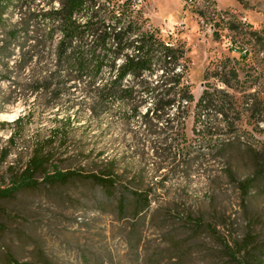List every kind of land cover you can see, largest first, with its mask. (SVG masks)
<instances>
[{
    "label": "rangeland",
    "instance_id": "374dc122",
    "mask_svg": "<svg viewBox=\"0 0 264 264\" xmlns=\"http://www.w3.org/2000/svg\"><path fill=\"white\" fill-rule=\"evenodd\" d=\"M139 1L163 37L171 32L184 41L194 99L205 71L207 82L230 93L233 128L221 138L233 142L217 150L214 138L193 132L190 114L184 129L188 152L179 150L180 135L170 136L175 144L169 152L156 153L147 144L135 150L131 136L139 117L124 124L103 114L95 122L68 112L67 149L62 147L46 170L56 166L76 174L53 185L39 174L35 186L0 197V264H264V0H213L216 12L227 13L217 16L208 7L202 17L195 8H183L182 0ZM17 18L10 8L3 13L7 22ZM230 41L247 50L245 58L228 49ZM65 119L33 96L25 101L8 80H0V189L9 186L10 168H24L29 146L52 137ZM205 121L200 119L198 128ZM92 146V155L102 150L118 161L112 195L86 178L93 166L80 151ZM135 192L144 199L138 213L131 206ZM119 196L129 205L123 213L116 208Z\"/></svg>",
    "mask_w": 264,
    "mask_h": 264
},
{
    "label": "trees",
    "instance_id": "16d2710c",
    "mask_svg": "<svg viewBox=\"0 0 264 264\" xmlns=\"http://www.w3.org/2000/svg\"><path fill=\"white\" fill-rule=\"evenodd\" d=\"M139 2L0 0L3 34L0 66L5 71L0 80H8L25 101L33 96L41 107L56 109L66 116L52 137L29 146L28 159L20 172L10 168L9 186L0 189V197L35 186L34 177L39 174L51 185L64 183L76 174L74 171L61 172L56 166L51 173L46 170L55 155L61 156L59 150L67 149L64 122L69 121L68 112L77 117L87 115L95 122L103 114H113L124 124L139 117L140 126L131 136V146L135 150L147 144L156 153L169 152L175 144L170 136L180 135L179 150L188 152L190 144H186L184 129L190 114L193 132L198 133L200 129L206 138H214L217 150L233 142L231 138H221L229 136L233 128L227 113L232 99L230 93L207 82L210 73L205 71L203 89L195 100L187 79L189 58L184 41L171 32L163 37L161 31L150 24ZM204 2L217 16L227 13L216 12L213 0ZM8 8L18 14L13 22L3 19ZM195 11L202 17V9L195 8ZM211 25L212 34L218 37V23ZM228 45V49L237 51L240 58L246 57L247 50L237 47L235 41ZM8 60H12L10 66ZM219 81L233 88L229 81L222 78ZM63 103L64 109L59 110ZM146 103L151 106L146 107ZM191 104H194L192 110ZM204 117L206 121L198 128V122ZM24 118L19 117L15 122ZM148 136L158 139L151 142L146 139ZM13 137H9V143ZM54 149L58 152L53 153ZM94 150L93 146L86 151L79 150L86 152L83 160L93 166L86 178L112 195L118 177L114 169L118 161L114 156H105L102 150L92 155ZM155 156L165 160L162 155ZM194 160L197 161V157ZM171 161H175V157ZM124 199V196L118 197L119 213L129 206ZM143 200L137 192L132 196L131 206L135 213Z\"/></svg>",
    "mask_w": 264,
    "mask_h": 264
},
{
    "label": "built area",
    "instance_id": "2783aa9c",
    "mask_svg": "<svg viewBox=\"0 0 264 264\" xmlns=\"http://www.w3.org/2000/svg\"><path fill=\"white\" fill-rule=\"evenodd\" d=\"M182 1H183V5L182 6H184V7L188 6L189 9L198 8V7L200 9L207 8L206 3L204 2V0H182ZM201 6H203V7H201Z\"/></svg>",
    "mask_w": 264,
    "mask_h": 264
}]
</instances>
